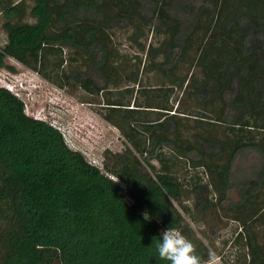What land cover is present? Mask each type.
Returning a JSON list of instances; mask_svg holds the SVG:
<instances>
[{"label":"trees","instance_id":"16d2710c","mask_svg":"<svg viewBox=\"0 0 264 264\" xmlns=\"http://www.w3.org/2000/svg\"><path fill=\"white\" fill-rule=\"evenodd\" d=\"M30 1L27 11L26 0H0V68L13 58L64 87L65 63L94 67L102 86L77 71L73 80L89 93L118 92L102 117L124 147L105 150L100 167L0 86V264H170L156 251L168 228L205 264L208 251L182 214L196 220V209L185 201L213 191L222 207L238 152L264 160V0H200L196 11L186 0H147L150 16L140 0ZM119 29L136 48L129 57L117 48ZM152 71L163 81L144 86ZM133 91L143 99L130 106ZM200 167L203 183L190 172ZM227 210L243 227L235 264H264L253 231L264 229V163Z\"/></svg>","mask_w":264,"mask_h":264},{"label":"rangeland","instance_id":"374dc122","mask_svg":"<svg viewBox=\"0 0 264 264\" xmlns=\"http://www.w3.org/2000/svg\"><path fill=\"white\" fill-rule=\"evenodd\" d=\"M140 1L144 6V15L150 16L152 10L150 3L147 0ZM26 2L28 11L31 1L26 0ZM185 2L194 5L196 11V6H198L200 0H186ZM178 14L184 19L191 17V14L187 11L180 10ZM27 16L24 17V20L29 19ZM3 21L4 16L0 9L1 44L4 43L6 38L2 28ZM114 38L119 41L117 48L122 54H126L129 57L136 52L135 46L127 38L126 29L117 30ZM149 40L150 36L148 37ZM154 42L156 43L157 40ZM62 54L68 56L69 50L64 49ZM7 62L12 68H0V86L6 87L23 101L26 114L53 124L62 132L65 141L70 147L80 150L89 161L100 167L102 166L101 161L105 150L112 152L123 150L124 137L116 127L102 117V113L105 112L102 107L103 102L108 97H117L118 92L110 88L111 91L104 90L98 94L89 93L73 80L74 73L77 71L78 76H76V79L85 76L93 79L96 85L102 86L104 79L94 67L91 66L85 69L86 67L83 66L75 67L76 65L73 63L75 67L73 72L72 70L70 71L68 63H65L63 66L65 69L64 77L69 83H66L64 87H59L13 58H7ZM158 75L159 73L155 71L143 73L142 84L145 86L163 81ZM137 87L134 85V89ZM175 92L178 96L181 94L179 89H176ZM134 96L139 98V100L143 99L138 92L126 93L124 98L129 101L130 106L133 104L132 99ZM214 148L215 146L204 145L205 151L214 150ZM194 156L195 153L192 152L190 157ZM153 163L157 165L156 161H153ZM263 163L264 160L258 151L255 149H242L234 159L230 187L226 192V198L221 201L222 207L216 203L218 202V197L213 191H204L200 195L201 199L196 197L199 199L198 201L196 199L198 203L196 206L194 195L185 201L189 206L196 209V220H192L187 214L182 212L185 220L194 231L196 237L204 244L206 251L212 249L217 253L221 258V264L237 263L242 252L241 248L234 245L233 237L240 229L243 231V227H241V222L232 217V213L227 210V207L234 206L241 200L242 188L248 186L249 180L258 178ZM179 165L181 168L178 166L177 169L181 173V171H184V165ZM190 172H197L202 175V183L206 181L202 167L192 168ZM253 231L257 240L264 245V229L262 226H254Z\"/></svg>","mask_w":264,"mask_h":264},{"label":"clouds","instance_id":"9594fccd","mask_svg":"<svg viewBox=\"0 0 264 264\" xmlns=\"http://www.w3.org/2000/svg\"><path fill=\"white\" fill-rule=\"evenodd\" d=\"M145 219H149L146 214ZM156 251L160 260L170 264H201V258L195 254V245L174 228L162 232L161 239L156 243ZM205 264H221V258L209 249Z\"/></svg>","mask_w":264,"mask_h":264},{"label":"built area","instance_id":"2783aa9c","mask_svg":"<svg viewBox=\"0 0 264 264\" xmlns=\"http://www.w3.org/2000/svg\"><path fill=\"white\" fill-rule=\"evenodd\" d=\"M165 230H167V229H162L161 232H163V231H165Z\"/></svg>","mask_w":264,"mask_h":264}]
</instances>
